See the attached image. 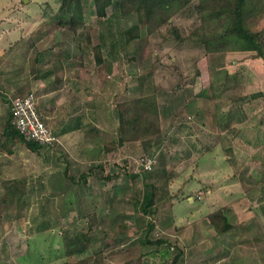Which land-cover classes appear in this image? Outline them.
I'll return each instance as SVG.
<instances>
[{"label": "rangeland", "instance_id": "374dc122", "mask_svg": "<svg viewBox=\"0 0 264 264\" xmlns=\"http://www.w3.org/2000/svg\"><path fill=\"white\" fill-rule=\"evenodd\" d=\"M60 3L0 0V131L12 100L34 92L59 138L37 150L24 141L13 152L0 146V264H172L179 249L176 264H264V131L254 129L259 135L247 151L234 150V130L216 131L236 106L229 95L234 80L215 97L211 85L221 63L225 82L238 71L244 90L256 88L247 86L245 53L201 57L195 81L178 84L168 66L180 60L192 78L189 49L160 48L153 39L143 48L140 39L127 43L123 32L138 15H122L116 0L105 17L97 16L94 0H83L85 22L74 32L57 23L70 17ZM197 53L198 47L189 51ZM156 55L162 63L151 72ZM152 92L162 134L105 151L118 134L117 102ZM253 117L264 122V110ZM145 155L155 158L147 172L137 163ZM146 182L159 186L151 213L143 209ZM219 207L234 224L225 232L207 216ZM91 213L98 223L89 249L66 255L62 236L89 229ZM159 237L167 242L147 241Z\"/></svg>", "mask_w": 264, "mask_h": 264}, {"label": "trees", "instance_id": "16d2710c", "mask_svg": "<svg viewBox=\"0 0 264 264\" xmlns=\"http://www.w3.org/2000/svg\"><path fill=\"white\" fill-rule=\"evenodd\" d=\"M60 9L69 12L68 19L59 18L57 23L61 26H69L77 32L85 22L83 0H60ZM114 0H94V8L98 17L107 16V7ZM118 11L122 15L136 13L138 22L127 27L124 39L127 43L135 39L141 40V47L153 43L162 48L165 43H170L176 51L181 52L189 49L188 62L194 66V75L190 79L185 78L186 67H182L180 60L168 66L171 72L177 71L178 84L194 82L200 74L197 61L204 56L210 59H218L228 52H244L251 57H259L264 60V0H116ZM186 18L190 23L179 22L178 19ZM89 37V33H87ZM258 36L261 39H258ZM200 53L189 55V51L197 48ZM94 53L97 62L103 61V50L100 44L95 45ZM160 55L151 67L154 72L159 63H162ZM219 65V64H218ZM221 72L223 65L220 63ZM219 72H217L219 74ZM177 84V85H178ZM160 88L161 83L157 84ZM215 82L212 84V92L217 93ZM119 112L118 134L112 140L107 141L104 149L107 152L119 153L121 148L132 141H140L157 134H162L157 93L152 92L134 96L116 104ZM39 108V107H38ZM40 110V108H39ZM4 131L0 132V146L9 152H13L14 145L24 141L32 150L43 146L38 141L26 138L13 123L11 110L4 125ZM125 164L128 160L125 159ZM145 170L143 167H141ZM149 170H145L147 172ZM138 174H134L133 178ZM146 176H148L146 174ZM88 174L80 175L82 180L87 181ZM147 183L145 188V203L143 209L147 213L152 212V206L156 203V195L159 186ZM190 195V194H189ZM211 223L220 231H228L234 227L229 216L224 212V207H219L207 214ZM89 229H83L75 234L67 233L62 236L61 248L66 255L87 251L92 233L98 223L96 213L90 214ZM153 224H150L152 229ZM160 245L167 242V238L147 239ZM171 245L170 243H168ZM181 250L174 257L172 264H176L180 258ZM28 249L24 255H30ZM41 256V254H39ZM23 257V256H22ZM26 257V256H25ZM24 258V257H23ZM25 264V263H20ZM61 264H72L66 259Z\"/></svg>", "mask_w": 264, "mask_h": 264}, {"label": "crops", "instance_id": "0c3cea01", "mask_svg": "<svg viewBox=\"0 0 264 264\" xmlns=\"http://www.w3.org/2000/svg\"><path fill=\"white\" fill-rule=\"evenodd\" d=\"M244 53V52H243ZM245 63L249 68V75L247 78V86L249 85H256V88H251L250 90L246 89L244 90L243 86H242V81L244 80V77L242 74H240V72L235 71V72H230L228 74V72L225 74V76H229V80L231 82H225V80H223L220 76V74H218V79L215 83V89L217 90V94L218 91H220L222 89L221 85H227V86H231L232 81L234 80V87L232 86L229 90V95L232 97L233 99V103L236 104V106H233L235 108H231L230 111V117L227 120V122H225L224 125H220L218 124V130L217 133H219V127L220 129L223 128V126L226 129H233L234 131H231L230 135H231V142L233 145V149L236 151L240 150H248V146L250 145V142H252V137H254L255 135H259L258 130L254 131V129L258 128L259 130H263L264 131V122L263 120H259V121H255V117H253V114H256V112H260L262 110H264V60L262 58L259 57H251L248 55V53H245ZM237 64V63H236ZM212 85V83H211ZM225 87V86H224ZM221 88V89H220ZM228 88V87H227ZM220 89V90H219ZM224 89V88H223ZM213 93V92H212ZM214 97L216 96V93L213 94ZM234 104V105H235ZM260 105L261 107L257 108V106ZM38 107H39V101H38ZM40 108V107H39ZM41 111V109H40ZM239 114L240 117L242 114H244L246 117V119L244 118H238V120H235V118L233 116H235V113ZM2 113V112H1ZM41 113L43 114V116L45 117L44 113L41 111ZM8 119V118H7ZM46 119V118H45ZM7 121V120H6ZM258 122V123H257ZM77 126H80L79 124H76ZM4 126V124L2 125V127ZM5 127V126H4ZM4 131L1 130L0 132ZM71 133V132H69ZM68 131L65 130V133L63 134L65 135H69ZM243 146V147H241ZM242 148V149H241ZM238 153V152H236ZM72 158H74L72 156ZM71 158V159H72ZM84 159V158H83ZM80 160V159H78ZM82 160V159H81ZM86 160V158H85ZM73 163V160H72ZM80 164H73L72 166L75 167L76 165H82L84 164L83 162H79Z\"/></svg>", "mask_w": 264, "mask_h": 264}, {"label": "built area", "instance_id": "2783aa9c", "mask_svg": "<svg viewBox=\"0 0 264 264\" xmlns=\"http://www.w3.org/2000/svg\"><path fill=\"white\" fill-rule=\"evenodd\" d=\"M10 110L13 123L26 138L45 146H50L59 140L39 110L38 99L34 92L16 96L11 102ZM154 160L153 156L145 155L138 157L137 163L139 167L149 170Z\"/></svg>", "mask_w": 264, "mask_h": 264}]
</instances>
